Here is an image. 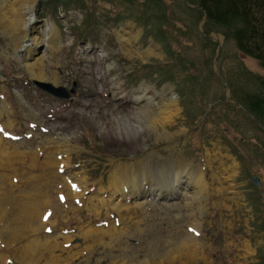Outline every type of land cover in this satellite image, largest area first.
Segmentation results:
<instances>
[{"label": "rangeland", "instance_id": "1", "mask_svg": "<svg viewBox=\"0 0 264 264\" xmlns=\"http://www.w3.org/2000/svg\"><path fill=\"white\" fill-rule=\"evenodd\" d=\"M47 1L0 0V264H261L264 132L227 108L218 44L205 48L188 27L178 36L174 59L188 71L172 73L176 84L190 79L183 96L155 82L177 62L148 28L114 22L127 5L84 0L102 26L78 38L87 13L60 8L55 18ZM166 2L187 26L182 0ZM17 18L32 20L29 40L12 34ZM33 37L43 42L27 58ZM217 67L230 96V86L264 78L225 37ZM34 82L76 93L57 99ZM179 171L177 186L162 181ZM161 185L172 192L150 196Z\"/></svg>", "mask_w": 264, "mask_h": 264}, {"label": "trees", "instance_id": "2", "mask_svg": "<svg viewBox=\"0 0 264 264\" xmlns=\"http://www.w3.org/2000/svg\"><path fill=\"white\" fill-rule=\"evenodd\" d=\"M109 1L112 4L118 1L119 4L127 5L130 12L128 15L117 13L114 22L134 19L138 24L148 28L145 37H153L161 43L171 60L175 55L172 45L177 42L178 36L188 34V28L195 34H191L192 36H197L204 43L205 48L216 46L208 37L202 36L198 32V25L206 14L208 20L204 26V34L208 35L213 31H219L226 40L234 42L240 53L258 62L264 68V0H187L190 5L200 7L203 11L188 8L182 2L181 8L190 18L189 24L182 28L177 26V23L181 24L182 21L176 18L175 13L170 12L167 0ZM42 8L55 18L58 16L60 8L65 13L72 10L87 13L86 20L89 24L83 33H78V38L92 37V32L102 26L96 19L89 21L92 15L88 12L84 0H49L43 3ZM43 18L44 14H41L39 19ZM174 60L177 62L175 65L160 68L158 72L160 79L155 80L157 85L166 82L176 84L177 78L172 73L173 68H178L181 73L188 71V68L183 64L185 63L183 59ZM252 78L253 82L248 81L246 87L244 85L245 89L239 85L238 89L230 86L232 89L231 98L242 106L243 110L232 103H226V106L228 109L239 111L240 114L251 120L256 128L262 129L264 132V78L257 76H252ZM188 81L190 79L182 80L176 84L183 96L184 91L188 90ZM195 81L196 79L191 86L196 84ZM258 232L264 233V224L258 226ZM261 261V264H264V256H261Z\"/></svg>", "mask_w": 264, "mask_h": 264}, {"label": "bare ground", "instance_id": "3", "mask_svg": "<svg viewBox=\"0 0 264 264\" xmlns=\"http://www.w3.org/2000/svg\"><path fill=\"white\" fill-rule=\"evenodd\" d=\"M33 7H31L30 9H29V11L32 9ZM18 11V10H17ZM31 12V11H30ZM32 13V12H31ZM31 19H29L28 20V23H24V21L22 22V20H20V18H17V22L12 26V28H11V30L13 31H11L12 32V34L13 35H16V34H18V33H21V34H24V35H26L25 36V40H29V36L32 34V32L34 33V27H32L31 29H29L30 27L29 26H24V25H32V23H31ZM18 23V24H17ZM16 24H17V26H16ZM18 26H21V28L20 29H17L16 27H18ZM29 27V28H28ZM28 28V30H26ZM52 38L54 37V39L56 38V32L53 30L52 31ZM32 42H33V44H32V46L34 47L33 49H28V48H24V46H22V50L24 49L25 51H26V55H27V58H30V57H32L33 55H34V52H36L37 51V49H38V47L42 44V42H43V39L42 38H36V37H33L32 38ZM142 98L143 97H138L137 99H136V101H140V100H142ZM146 105H148V106H150V103H148V100H147V103H146ZM154 120V114H147V123L149 124V125H153V123H152V121ZM182 175H183V173L181 172V171H179L178 173H174L173 172V174H170L169 176H166L165 178H162V181H163V179H165V184L166 185H168L169 184V186H171V187H175V185L177 186V184H180V181L182 180ZM194 179H195V181H194V184H195V186H197V188H201V181H200V178H196L195 176H194ZM138 184L139 183H137V178H136V176L135 177H133L131 180H130V187H131V192L133 193V194H135V195H139V194H142V190L141 191H139L138 192ZM192 183H190V185H191ZM168 187V186H167ZM167 187H164L163 185H161L160 187H159V189L158 190H153V193H155V195H150V196H154L155 198H160V197H165L166 196V193H168V192H172V190H169V188H167ZM143 188V187H142ZM124 189H125V187H122L121 188V191H124ZM130 192V194L131 195H133L132 193ZM152 193V194H153ZM173 194V193H172ZM168 195H170V194H168ZM142 196V195H141Z\"/></svg>", "mask_w": 264, "mask_h": 264}, {"label": "water", "instance_id": "4", "mask_svg": "<svg viewBox=\"0 0 264 264\" xmlns=\"http://www.w3.org/2000/svg\"><path fill=\"white\" fill-rule=\"evenodd\" d=\"M182 2L184 3V5L188 8H191V9H196V10H200V11H203L202 8L200 7H196V6H192L190 5L187 0H182ZM208 20V16L206 14H204V17L203 19L200 21L199 23V26H198V31L199 33L202 35V36H206L204 34V26L206 24ZM217 37H219L221 40H216L214 38V36H210V38L212 39L213 42L217 43L218 44V47H217V51H216V57H215V60H214V65H213V71H214V74L215 76L220 79V81L225 85V99L227 102H230L234 105H236L239 109H242V106H240L239 104H237L230 96V89L228 87V85H226L222 79L219 77L218 75V67H217V63H218V60H219V57H220V54H221V51H222V44H223V40H224V37L220 36V35H215ZM34 84L37 86V88H39L41 91L51 95L52 97L54 98H57V99H62V100H67V99H70L73 95H75L76 93V88L75 86L73 87L72 90L70 91H67L65 90L64 88H60V89H56L55 87L51 86V85H47V84H43V83H39V82H34ZM252 183L253 185H255L257 188H260L261 187V182L260 180L257 178V177H253L252 179ZM159 189V188H158ZM156 189V190H158ZM155 194V193H154ZM143 198V197H142ZM150 196H146V199H149ZM153 200V199H152ZM168 202H171V200L173 199H168Z\"/></svg>", "mask_w": 264, "mask_h": 264}, {"label": "flooded vegetation", "instance_id": "5", "mask_svg": "<svg viewBox=\"0 0 264 264\" xmlns=\"http://www.w3.org/2000/svg\"><path fill=\"white\" fill-rule=\"evenodd\" d=\"M184 4V3H183ZM206 35V34H205ZM210 36H211V34H208V35H206V37H208L211 41H212V39L210 38ZM213 42V41H212ZM256 187V186H255ZM258 189V188H257Z\"/></svg>", "mask_w": 264, "mask_h": 264}]
</instances>
